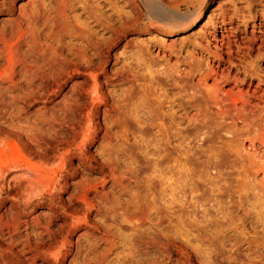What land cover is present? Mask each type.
<instances>
[{"label":"rangeland","instance_id":"1","mask_svg":"<svg viewBox=\"0 0 264 264\" xmlns=\"http://www.w3.org/2000/svg\"><path fill=\"white\" fill-rule=\"evenodd\" d=\"M130 1L81 0L87 11L69 12L108 37L90 11L117 5L136 16ZM248 4L208 0L173 35L130 30L100 67L81 39L53 29L60 0H0V138L52 180L45 196L28 194L25 172L6 171L0 264H264V145L255 169L218 149L234 138L220 116L232 98L246 104L245 147L264 139V2ZM140 47L160 80L165 69H193L169 86L182 95L176 123L119 100L149 82L144 65L130 70ZM216 77L226 102L209 108L200 93L201 110L187 103L190 85Z\"/></svg>","mask_w":264,"mask_h":264},{"label":"bare ground","instance_id":"2","mask_svg":"<svg viewBox=\"0 0 264 264\" xmlns=\"http://www.w3.org/2000/svg\"><path fill=\"white\" fill-rule=\"evenodd\" d=\"M60 1V15H55L51 19L53 29L59 31L67 28L71 36H77L78 39H81L86 44L85 50L89 47L94 50L90 54L89 60L93 61V58L98 59V66L100 67H103L107 63V60L112 55V48L130 30L144 31L145 29L151 30L154 28L168 30L169 35H173L179 30L196 23L203 16V9L208 2V0H181L180 3L175 4L176 0H131L130 4L134 6V10L136 9V16L131 14V11L127 12L123 7L117 5H113L111 7L113 11L110 14H106L104 7L97 4L96 8L90 11L89 17L92 18V21L96 25H101L103 30L111 33L110 36L104 37V33L100 35V31L93 29L91 21L80 20V15H70L72 10H78L79 8H82L84 12L87 11L88 7L85 4L77 6V3H81V0H76L74 3H70L71 0ZM252 1L254 0H248V7L251 6ZM259 1L264 2V0ZM183 5L187 8L186 12L182 11ZM41 6L44 7V9H41V12H48L49 9H47L46 4L42 3ZM248 14L252 16L250 9ZM245 17L243 15V18ZM61 34H65V31H62ZM25 35L26 33L23 34V36ZM130 43L129 41L128 44ZM141 51L143 49L140 47L136 53L129 55V58L132 59L131 62L135 61L136 63L135 65L129 64L131 66L130 70L134 72L137 68L144 65L146 73L142 76L145 80H149V82L144 84L140 83L135 87L125 89L123 91V97L119 100L125 101L124 106L129 108V112H135L137 108L140 110L148 108L150 115L153 114L163 119L169 117V121L172 124L176 123L177 110L175 109V105H179L178 100L182 95L180 92L174 94L171 91L169 92V86L179 85L181 80H187L186 76L190 75L193 69L191 68L188 72H185V70L181 71L180 69H165L161 72L166 77V80H160L157 73L159 70H156V72L152 70L153 64H149L143 60ZM15 64L16 62L11 58V66L14 67ZM175 73H179V76L176 77L173 83H169V78L174 77ZM187 87L185 86V88ZM188 88L193 89L194 93L187 103L197 110H201L198 99L200 93L204 94L207 102L210 103L209 108H211L212 104L217 105L220 102H226L228 92L218 86L217 77L215 82L210 85H207L204 79L200 78L196 84L190 85ZM230 100L234 108L222 110L220 116L221 118H226L225 116H227L232 120L228 131L234 133V138L221 140V145L218 146L219 153L221 155H228L230 158L234 157L236 160H245L250 169L251 166L255 169L259 166L258 157L260 155L261 145H264L263 136L252 138L251 145L245 147L242 143L245 133L243 129L237 132V123L238 120L243 118L242 113L246 112V104L243 101L242 107L237 109L236 106L239 98H232ZM130 116L132 117V113ZM220 132L221 129H219L218 125L216 133L220 135ZM14 145L9 140H2L0 138V182L3 181L2 179L6 171H10L13 168L20 169L25 172L24 181L28 194L35 192L45 196L42 189L50 187L51 178L47 177L41 169L34 167L26 156L23 155L19 147L13 149L12 146Z\"/></svg>","mask_w":264,"mask_h":264}]
</instances>
